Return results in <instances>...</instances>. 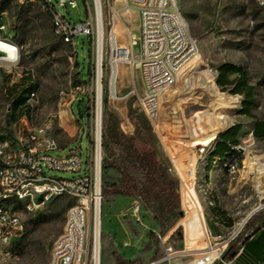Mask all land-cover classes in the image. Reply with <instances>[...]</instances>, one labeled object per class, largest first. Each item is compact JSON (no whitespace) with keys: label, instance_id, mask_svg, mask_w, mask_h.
Here are the masks:
<instances>
[{"label":"rangeland","instance_id":"1","mask_svg":"<svg viewBox=\"0 0 264 264\" xmlns=\"http://www.w3.org/2000/svg\"><path fill=\"white\" fill-rule=\"evenodd\" d=\"M51 1L72 22H85L90 18L85 3L87 0H76L78 7L68 5V9L59 7L56 0ZM88 1L93 7L94 1ZM178 4L188 32L197 43L195 59L199 65L185 77L187 69L179 75L167 94L172 108L183 116L186 125L197 111L202 113L201 127H207L211 133L215 131L212 125L222 122L221 114L228 113L232 117L228 127L237 123L242 125L240 144L234 148L230 159L225 160L226 164L224 159L229 152L218 151L210 156L207 165L200 164L197 172L198 180L207 176L214 198L229 209L236 225L226 230L219 239L207 236L206 230L209 227L206 223L202 222L199 228L189 226L199 211L193 205L191 196L184 191L182 204L188 216L178 222V225L183 226L182 235L171 237L169 232L160 237L157 221L139 198L121 194L105 195L102 219L103 264H115V252L137 264H191L199 257V251L223 243L243 219L246 218L244 227L253 216L264 214V192L260 191L264 190V176L255 175L251 171L259 162L264 163V139L252 135L256 119H264V7L257 0H178ZM122 5L123 0H101L103 58L99 69L97 33L91 39L87 35L76 36L75 50L73 45L63 42L57 36L52 17L41 3L22 6L14 0L7 1L0 14V21L7 25L5 35L22 46L21 64L27 74L15 88L9 84L10 80L5 75L0 77V131L11 129L14 123L21 126L22 119H25L30 128H44L59 141L62 150L54 154L61 155L69 151L80 143L77 140L83 120L89 122L91 118L95 108L93 100L97 80L100 79L103 112L106 97L109 109L119 116L122 129L128 134L134 133L136 121L129 115V110L132 105L136 114L143 113L138 105V95L143 92L141 70L121 63L119 69L112 73L110 64V34L113 31L120 32L119 42L126 44L127 26L137 36L134 54L141 53V30L136 10L123 11L115 25L110 23L112 9ZM226 62L243 67L250 83L255 86L253 118L239 114L238 106H218L216 99L211 96L208 85H216L217 68ZM29 72L31 79L27 78ZM112 74L113 83L116 78L117 85L114 94L110 86ZM26 83L34 84L37 92L36 98L29 105V111H26V106L15 104L12 113H8L7 108L17 98L18 89ZM218 90L222 92L219 87ZM193 94H199L197 100H188ZM217 131L225 129L220 127ZM90 140L91 136L87 135L83 141L82 173L46 168L47 174L72 179L88 173ZM106 153L104 147V159ZM214 159L220 161L213 164ZM246 160L250 163L249 167L245 164ZM229 161L236 165L235 171L229 170ZM118 176L113 168L106 167L103 162V185L116 181ZM197 193L202 199V192L197 189ZM137 200L141 204L139 214L131 209ZM74 203L75 199L68 196L57 197L41 211L28 216L24 233L17 244L19 259L16 264L49 263L53 242L63 231L68 210ZM202 209L207 211L208 208ZM252 210V215L247 219ZM168 245H172L179 253L172 259L167 256ZM218 261L223 264L227 262L222 258L213 264Z\"/></svg>","mask_w":264,"mask_h":264},{"label":"built area","instance_id":"2","mask_svg":"<svg viewBox=\"0 0 264 264\" xmlns=\"http://www.w3.org/2000/svg\"><path fill=\"white\" fill-rule=\"evenodd\" d=\"M2 1L0 0V3ZM14 1L22 6L41 3L52 17L57 36L63 42L73 45L75 50L76 36L87 35L91 39L97 33L98 38L99 21L95 2L93 7L88 0L85 2L89 20L75 23L51 0ZM56 2L59 7L66 9L68 5L78 7L76 0ZM257 2L264 7V0ZM100 9L103 26L101 6ZM131 9L136 10L139 15L141 53L134 54L137 36L128 26L126 44L119 42L120 32H111L112 71L115 67L119 69L121 63L140 68L143 92L138 95V105L152 126L159 151L168 165L170 174L179 182L181 202L185 191L191 196L190 199H193V205L199 211L197 217L201 220L204 212L202 207L210 208L214 206L215 201L207 176L204 175L198 180L197 172L200 164H208L211 153L215 150L218 134L223 132L217 131L223 122L212 125L215 131L212 130L211 133L207 127H201L202 113L197 111L186 125L183 116L172 108L167 94L176 83L179 72L195 57L197 43L188 32L178 0H123L122 7L112 9L113 17L110 23L115 25L122 12ZM6 31L7 25L0 21V41L15 45L19 49L20 59L18 63L10 62L7 60V53L0 50V77L5 75L10 80L9 84L13 86L27 73L21 64L22 46L6 36ZM4 91L6 92V89ZM227 95L235 97L234 100L237 101L233 100L232 106L240 108L242 96L229 93ZM36 96L37 92L32 91L27 102L32 104ZM93 101L95 108L91 112L89 122L83 120L80 137L77 140L80 141L79 145L61 155L54 154L62 150L59 141L49 135L44 128H30L25 119H22L21 126L14 123L11 129L0 131V264L17 263L19 259L17 244L24 233L28 216L41 211L52 199L61 196L73 198L75 203L68 210L63 231L53 242L48 264H102V219L105 197L102 181L104 115L102 109L98 132L97 91ZM12 111V107L9 106L7 112L11 114ZM223 115L225 114H221ZM87 135L91 136L89 172L72 179L49 176L46 168L82 173L84 165L82 146ZM226 159L230 157H226L224 161ZM219 161L220 159H214L213 164ZM224 163L226 164V161ZM229 164V170L235 171L236 165L230 161ZM197 189L202 192V199L199 198ZM131 209L139 214L140 202L137 200L133 203ZM183 210L187 218L188 211L184 207ZM241 227L234 230L220 245L215 244L218 245L216 254L206 256L201 264H213L217 259L222 260L223 250H226L230 241L239 234ZM206 234L214 239L222 237L214 236L210 230H206ZM166 251L169 259L178 253L172 245L166 246Z\"/></svg>","mask_w":264,"mask_h":264},{"label":"trees","instance_id":"3","mask_svg":"<svg viewBox=\"0 0 264 264\" xmlns=\"http://www.w3.org/2000/svg\"><path fill=\"white\" fill-rule=\"evenodd\" d=\"M7 1L0 3V12ZM27 78L31 79L30 72ZM216 85L222 92L241 95V106L237 112L248 118L254 117L255 86L250 83L248 73L243 67L234 63H223L217 68ZM18 90L19 94L11 103V107L17 104L26 106V111H29L30 104L27 101L30 93L35 90V85L26 83ZM104 102L103 146L107 150L104 164L119 174L116 181L103 185L104 194L139 198L144 208L157 221L162 237L171 231V237L182 235L183 226L178 225V222L185 212L179 182L170 174L168 165L161 156L150 122L144 113L136 114L130 105L129 115L136 121V128L133 134H128L122 129L119 116L109 109L106 97ZM241 129L242 125L237 123L220 132L211 155L218 151H228L226 157H229L234 147L240 144ZM252 134L258 139H264V119H256ZM263 244L264 214L249 219L239 234L230 241L222 258L227 261L237 257L238 264H262L264 249L259 247ZM242 248L243 251L239 254ZM114 256L115 264H137L134 260L123 258L118 252H115ZM215 264L223 263L218 261Z\"/></svg>","mask_w":264,"mask_h":264},{"label":"bare ground","instance_id":"4","mask_svg":"<svg viewBox=\"0 0 264 264\" xmlns=\"http://www.w3.org/2000/svg\"><path fill=\"white\" fill-rule=\"evenodd\" d=\"M94 2L96 4V6H97V11H98V15L97 16H98V21H99V35H98V38H97V43H98V49L97 50H98V67L100 69V65H101L102 58H103V42H102V32H101L102 31V26H101V9H100L101 0H94ZM194 58L184 68H186L188 65H190L193 62ZM115 69H116V67L113 69V71ZM113 71H112V73H113ZM180 72H179V74H180ZM179 74H178V76H179ZM110 84H111L110 86H111L112 94H114L117 91V85H116V78H115V81L113 83V74H112V78H111ZM182 86H185V85H182ZM208 87H209V90L211 92V96L216 99V102H217L218 106L226 105V106H229L230 107V106L233 105V102H234L233 100H234L235 97L229 96V95H227L225 93L220 92L218 90L217 85H208ZM96 91H97L96 111H97V114H98V126H97V128H98V132H99V130H100V115H101V111H102V93H101L100 79L97 80ZM198 95L199 94H193L192 96H190L188 98V100L189 99H191V100H197ZM188 100H185V101H188ZM220 117H223L222 118L223 125L221 127L223 129H225V130L228 129V126L232 122V117L228 116V113H225V115L220 116ZM245 164L248 167L250 166V163L247 160L245 161ZM251 171L255 175H262V176H264V163H260L259 162ZM260 191L264 192L263 189H260ZM252 213H253V210L249 213V215H251ZM245 220H246V218L243 219L240 222L238 228H240L243 225V223L245 222ZM197 221L199 223H197ZM202 225H203V223L199 219V217H196V218L192 219L189 222V226H195V228H199V226H202ZM217 248H218V245H215V246L208 247V248H206L204 250L199 251L197 253V255L199 257L193 263H191V264H201L202 259L205 258L206 256H208V255L214 256L216 254V249ZM178 254L179 253H177L176 255H178ZM102 264H103V256H102Z\"/></svg>","mask_w":264,"mask_h":264},{"label":"crops","instance_id":"5","mask_svg":"<svg viewBox=\"0 0 264 264\" xmlns=\"http://www.w3.org/2000/svg\"><path fill=\"white\" fill-rule=\"evenodd\" d=\"M198 65H199L198 60H196L194 58L193 62L190 65H188V67L184 68L180 72L179 75L181 76V74L187 69L186 70L187 72L184 75V77H185L188 73H190L195 68H197ZM118 79H119V75L117 77V80ZM81 108H82V105H80V109ZM252 130H253V128H252ZM239 138H240V136H239ZM214 201H215L214 206L208 208L207 211L204 210L203 217H202L201 221L208 225L209 230L211 231V233L214 236H217V235L223 236V233H225L226 230H229V229L235 227L236 222H235L233 215L230 213L229 209L226 206H224L220 202L216 201L215 198H214ZM171 232H170V234H171ZM257 236H255V238H257ZM259 248L261 250H263L264 244L261 245ZM242 251H243V248L240 249L239 254ZM238 262L239 261L237 260V257H236L233 260H227V262L225 264H238ZM262 264H264V262Z\"/></svg>","mask_w":264,"mask_h":264},{"label":"clouds","instance_id":"6","mask_svg":"<svg viewBox=\"0 0 264 264\" xmlns=\"http://www.w3.org/2000/svg\"><path fill=\"white\" fill-rule=\"evenodd\" d=\"M0 50L7 53V60L13 63H18L20 59L19 49L15 45L0 41Z\"/></svg>","mask_w":264,"mask_h":264},{"label":"water","instance_id":"7","mask_svg":"<svg viewBox=\"0 0 264 264\" xmlns=\"http://www.w3.org/2000/svg\"><path fill=\"white\" fill-rule=\"evenodd\" d=\"M0 54H1V52H0ZM251 215H252V214H251ZM251 215H249V216L247 217V219H248ZM245 222H246V221H245ZM242 227H243V225H242ZM242 227H241V228H242Z\"/></svg>","mask_w":264,"mask_h":264}]
</instances>
